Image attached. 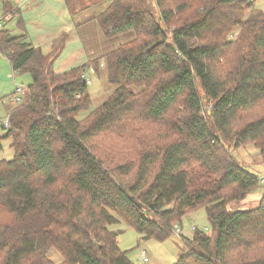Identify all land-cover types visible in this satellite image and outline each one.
I'll return each mask as SVG.
<instances>
[{
  "label": "trees",
  "instance_id": "trees-1",
  "mask_svg": "<svg viewBox=\"0 0 264 264\" xmlns=\"http://www.w3.org/2000/svg\"><path fill=\"white\" fill-rule=\"evenodd\" d=\"M106 1L95 16L104 35L134 39L61 73L25 34L0 30L12 72L31 77L0 135L13 150L0 159V264H55L51 249L58 264H134L109 226L162 242L200 208L210 233L181 236L174 264H264V197L226 206L259 177L225 148L264 157L263 11L254 0ZM103 67L115 89L78 119L91 104L82 75Z\"/></svg>",
  "mask_w": 264,
  "mask_h": 264
},
{
  "label": "rangeland",
  "instance_id": "rangeland-1",
  "mask_svg": "<svg viewBox=\"0 0 264 264\" xmlns=\"http://www.w3.org/2000/svg\"><path fill=\"white\" fill-rule=\"evenodd\" d=\"M9 1L13 2V4L10 2V4H12L11 7L16 5L15 2H17V0ZM82 1L84 4L88 2L91 4L90 12L85 11L81 15L85 18L80 21V24L75 25L73 30L69 31L66 45L63 49L61 48V50H58V44L57 47L51 46L52 41L57 37L55 34H58L60 31L54 29V26L57 27L58 19H53V17H47L45 19L46 26H51V28L44 30L39 27L40 25L36 22V17L28 18V10L24 13L22 12L21 15H15L12 18H5V13L3 12L2 28L0 30L9 31L12 37H18L21 34L26 33L27 41L29 40L34 46L41 49L43 59L47 65L46 67L51 68L56 73L67 71L89 60H101L105 54L116 49L120 44L134 39L133 31H127L111 37H106L104 35L95 16L107 7L108 1ZM76 4L77 3H75L73 7H75ZM150 4L155 8L152 1ZM254 5L264 13V0H254ZM92 11L95 15L93 18ZM19 20L22 23L20 26L18 25ZM63 21L65 24H70L69 14L64 12ZM25 26L27 30H25ZM63 31L67 32L68 30ZM47 54L49 55L47 56ZM11 75L14 76L15 82H13ZM82 76L85 78V82L88 86L91 104L87 110H83L78 114V119L85 117L92 109L102 104L115 89V86L108 81L106 69H104V67L98 72L87 69ZM30 82L31 77L28 73H13L8 59L0 52V121L4 120L6 114H10L11 109L15 107V105L3 101L6 99V95L9 94V91H14V88L16 87H26ZM133 89L137 90L136 88ZM4 132L5 131L0 129V135H3ZM9 144L10 142L8 140L2 141L0 159L10 160L13 158V150L9 147ZM225 148L246 172L259 178L260 176L264 177V157L260 154L257 147L252 144L235 146L233 143H225ZM263 197L264 182L259 181L258 185L243 200L230 201L226 206L230 211L251 210L259 206ZM181 223L184 228L183 236L185 238H190L192 236L193 231H189L190 227H194V229L197 227V229L202 230L205 233H210L209 223L203 208L185 215L181 219V222L173 223L172 236L162 242L143 239L141 235L136 233L124 221L109 226V229L122 231L117 238L118 246L121 250L127 251L128 258L134 264H174L178 258L180 246L182 244L181 239L179 238L182 235H177V237L175 229L179 228L180 231H182V227L180 226ZM141 250L146 251L148 257L147 262H143L140 259ZM48 255L54 262L56 258H61L58 252L54 249H51Z\"/></svg>",
  "mask_w": 264,
  "mask_h": 264
},
{
  "label": "crops",
  "instance_id": "crops-1",
  "mask_svg": "<svg viewBox=\"0 0 264 264\" xmlns=\"http://www.w3.org/2000/svg\"><path fill=\"white\" fill-rule=\"evenodd\" d=\"M11 3L13 4V2H11ZM15 3H16V5H15L16 14L15 15L19 16V14L21 15L22 12L24 13L25 11L28 10V13H27L28 18L36 17V20H37L36 22L39 23V25H40L39 27L41 29L45 30V29L51 28V26L50 27L46 26V20L45 19L47 17H53V19H58L57 20L58 21L57 27L54 26V29L60 30V31L58 34H55V36H57V37H55V39H57L61 36H64V35H67V37H68L69 31L73 30L74 26L80 24V21H82L85 18V17H82L81 15L85 11L90 12V5H91L89 2L84 4L82 0H60V1H55V0H17V2H15ZM75 3H77V4L75 7H73L75 5ZM78 3H79V5H78ZM15 11H13V12H15ZM63 11L65 13L69 14L70 24L64 23V21H63L64 12ZM15 15H13L12 13H5L4 17L5 18H7V17L12 18ZM88 15H85V16H88ZM93 16H95L94 12L92 13V18H93ZM20 20L18 21L19 26L22 24L20 22ZM24 28H25V30H27L26 26ZM63 30H68V31L65 32ZM23 34L26 35V33H23ZM67 40L68 39H66L64 46L66 45ZM52 43H53V41H52ZM11 77H12L13 82H15L14 76L11 75ZM12 92L9 91V94ZM9 94H7L6 96H8ZM3 101L5 102V99ZM180 226L182 227V231H181L180 235L183 236L184 228H183L182 223ZM189 231H193L191 227H190ZM60 261H61V258L55 259V263H59Z\"/></svg>",
  "mask_w": 264,
  "mask_h": 264
},
{
  "label": "built area",
  "instance_id": "built-area-1",
  "mask_svg": "<svg viewBox=\"0 0 264 264\" xmlns=\"http://www.w3.org/2000/svg\"><path fill=\"white\" fill-rule=\"evenodd\" d=\"M2 19H3V11L0 10V29L2 28ZM23 96H24V87H16L14 88V91L6 97L5 102L16 106L22 102ZM8 125H9V113L6 114L4 120L0 121V129L6 130L8 128ZM259 181L264 182V177L260 176ZM192 229H194V227H192ZM175 233L176 236L177 235L179 236L181 233L180 229L179 228L175 229ZM140 254H141L140 259L143 262H147L148 257L146 251L141 250Z\"/></svg>",
  "mask_w": 264,
  "mask_h": 264
}]
</instances>
